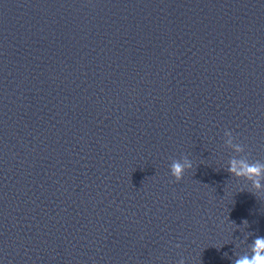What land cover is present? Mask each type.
<instances>
[{
    "label": "water",
    "instance_id": "water-1",
    "mask_svg": "<svg viewBox=\"0 0 264 264\" xmlns=\"http://www.w3.org/2000/svg\"><path fill=\"white\" fill-rule=\"evenodd\" d=\"M233 158L264 163V0H0V264H232L264 236Z\"/></svg>",
    "mask_w": 264,
    "mask_h": 264
},
{
    "label": "clouds",
    "instance_id": "clouds-1",
    "mask_svg": "<svg viewBox=\"0 0 264 264\" xmlns=\"http://www.w3.org/2000/svg\"><path fill=\"white\" fill-rule=\"evenodd\" d=\"M224 135L226 137L225 143L233 148L235 152L239 153L243 151V147L239 143H233L234 137L230 130H225ZM193 164L189 160H185L183 163L173 161L169 165L170 174L175 180L180 181L183 178L186 169H191ZM228 171L236 176H243L246 179H251L256 188H259L260 178L264 177V163L259 161L249 163L244 159H235L229 161ZM180 264H184L181 260ZM232 264H264V236H256L248 244V250L235 254V258L232 260Z\"/></svg>",
    "mask_w": 264,
    "mask_h": 264
}]
</instances>
